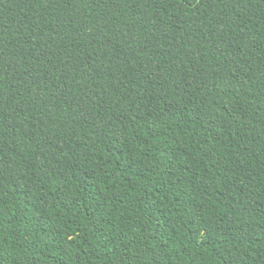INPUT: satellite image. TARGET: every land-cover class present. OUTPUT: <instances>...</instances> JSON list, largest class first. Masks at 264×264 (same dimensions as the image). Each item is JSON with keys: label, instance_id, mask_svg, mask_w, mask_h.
I'll list each match as a JSON object with an SVG mask.
<instances>
[{"label": "trees", "instance_id": "1", "mask_svg": "<svg viewBox=\"0 0 264 264\" xmlns=\"http://www.w3.org/2000/svg\"><path fill=\"white\" fill-rule=\"evenodd\" d=\"M0 264H264V0H0Z\"/></svg>", "mask_w": 264, "mask_h": 264}]
</instances>
